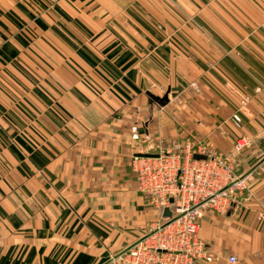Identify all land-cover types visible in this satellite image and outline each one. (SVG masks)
I'll use <instances>...</instances> for the list:
<instances>
[{"label":"crops","instance_id":"obj_1","mask_svg":"<svg viewBox=\"0 0 264 264\" xmlns=\"http://www.w3.org/2000/svg\"><path fill=\"white\" fill-rule=\"evenodd\" d=\"M240 137L253 180L198 264H264V0H0V264H120L158 218L133 156Z\"/></svg>","mask_w":264,"mask_h":264},{"label":"built area","instance_id":"obj_2","mask_svg":"<svg viewBox=\"0 0 264 264\" xmlns=\"http://www.w3.org/2000/svg\"><path fill=\"white\" fill-rule=\"evenodd\" d=\"M248 102L249 98L241 95V112ZM233 120L239 124L240 115L235 113ZM131 138L139 140L136 126L131 127ZM246 143L241 137L232 152L224 154L206 144L172 141L167 147L157 146L155 157L134 155L131 164L137 190L157 210L158 218L119 255L120 264H198L214 260V253L199 236L200 220L210 211L227 212L246 191L251 174L235 173V154ZM165 208L171 212L169 217L163 215ZM228 260L235 263V255Z\"/></svg>","mask_w":264,"mask_h":264},{"label":"rangeland","instance_id":"obj_3","mask_svg":"<svg viewBox=\"0 0 264 264\" xmlns=\"http://www.w3.org/2000/svg\"><path fill=\"white\" fill-rule=\"evenodd\" d=\"M165 1V0H164ZM171 5H172V7H175L176 6V4L172 1L171 2ZM169 40H170V42H172L171 41V39L170 38H168ZM153 60L157 63V65H159L160 63L161 64H164V65H160L159 67L162 69V70H164L165 72L163 73V74H161V76L162 77H166L170 72H169V70H167V67L165 66V63L164 62H162L160 59H158V58H156V59H154L153 58ZM159 63V64H158ZM160 77V76H159ZM156 80V79H155ZM197 80V79H196ZM193 81V82H191L190 84L193 86V87H195V88H197V81ZM151 85L154 87V88H156V87H161L162 89H163V86H161V85H159L158 83H156L155 81H151ZM237 94H238V96H239V102H238V105L236 106V109H235V111H234V113L231 115V119H232V121L234 122V120H233V115L235 114V113H238L239 115H240V113H242L240 110H239V108H240V98H241V95H244V94H242V93H239V92H236ZM80 113H82V114H85L87 117H88V119L89 120H91L93 123H96L94 120L97 118L96 117V114H98V111L95 109V108H92V107H85V108H83L81 111H80ZM240 123V122H239ZM234 124L236 125V126H238L239 124H236L235 122H234ZM241 138V137H240ZM240 152V151H239ZM238 152V153H239ZM238 153H236L235 154V156L238 154ZM245 174V173H244ZM251 178H252V176H251ZM249 179L248 181H252L253 179Z\"/></svg>","mask_w":264,"mask_h":264},{"label":"water","instance_id":"obj_4","mask_svg":"<svg viewBox=\"0 0 264 264\" xmlns=\"http://www.w3.org/2000/svg\"><path fill=\"white\" fill-rule=\"evenodd\" d=\"M138 155L144 156V157H155L157 154L155 153H139ZM172 201V199H170ZM163 215L169 217L171 215V212L168 208H165L163 211Z\"/></svg>","mask_w":264,"mask_h":264}]
</instances>
